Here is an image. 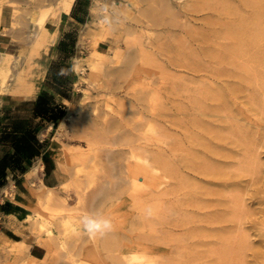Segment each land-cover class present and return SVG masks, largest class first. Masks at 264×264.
<instances>
[{
    "label": "rangeland",
    "instance_id": "374dc122",
    "mask_svg": "<svg viewBox=\"0 0 264 264\" xmlns=\"http://www.w3.org/2000/svg\"><path fill=\"white\" fill-rule=\"evenodd\" d=\"M167 1L169 2V0L88 1L86 20L80 28L81 35L86 28V35L84 42L81 41L82 51L76 58V60L80 59L82 70L81 72L76 71V97L67 104V112L70 109L74 118L83 115L93 118L101 117L109 102L115 105L130 123L136 124L138 128L136 132L142 137L141 140L144 143L155 145L165 154H169L172 146L171 138L174 137L173 142L177 158H179L184 150L191 146L190 135L200 132V128L198 129V126L196 127L191 122V119L199 115V106L196 105L193 97L199 91L200 84L209 83L213 88L214 86L224 87L223 89L225 92L227 90L228 94L225 104L220 108L207 111V115L205 113L202 119L213 120L215 123L223 122L224 126L222 125L220 135L225 138L219 146L222 144L225 155L222 157L224 168L229 172H235L239 176L240 184L228 185L219 193L229 199L232 193L238 192L244 199L246 206L245 211L242 212L241 227L247 230L252 244L261 248L260 254L254 253L253 248L248 249L247 260L248 264H257L264 261V234L262 232L264 227V109L256 100L252 102L247 97L250 89L242 88L238 96L229 92V88L226 87L235 81L230 72L234 68L232 69L228 53L224 58L218 57L219 53H223L222 48L233 42L229 28L234 21L231 9L239 3L238 6L243 13V3L240 0H206L207 5L197 7V10L200 8L197 11L192 5L187 7L185 5L182 8L183 0H170V2L173 1L172 3H177L175 7L172 6L174 9L172 10L177 12L176 22L170 26L169 21L172 15L164 8ZM42 4L41 0H0V12L8 13L11 20L9 34L6 36L0 33V38L7 39L10 44L7 47L5 44L0 45V51L19 54L25 38L28 39L29 35L34 33L36 23L45 22L49 18L48 9ZM3 28L5 27L0 21V31ZM101 32L107 36L106 40H100L105 42L104 51L108 52L111 47H117L125 52L126 56L133 57L134 63L126 76L106 77L99 72L92 71L89 56L94 47L93 41ZM136 41L143 42L150 56H143L139 52L138 47L135 46ZM49 51L46 55V69L50 60ZM186 52L191 54L194 52L198 64L189 62L186 59L189 53ZM159 65L163 66L160 68ZM216 69L218 72L226 70V75L217 73ZM155 94L156 96H153ZM86 95L89 96L85 97ZM33 97L35 96L22 92H2L0 93V105L3 99ZM119 99H122V103L118 104ZM1 120L2 117L0 127L3 125ZM234 121L246 127L252 135L254 144L252 143L250 148L257 156L258 162V167L252 171L244 167L246 154L243 151V143L238 142V135L232 126ZM160 130L162 134L158 139L155 136ZM164 131L166 135L163 134ZM209 135L206 136L209 137ZM209 138L212 136L210 135ZM214 141H217L216 138ZM232 141L234 145L231 144ZM51 143L52 153L56 160V175L60 155L66 153L72 158V164L77 165L80 164L78 163L80 152L87 150L85 138L67 134L57 135V129ZM85 164L88 167L87 170L92 171L84 183L87 192L82 198L75 195L73 188L67 190L57 175L58 184L53 186L59 188L61 197L65 199V205L58 202L52 205L40 203L32 194L29 185L25 183L32 201L28 204L22 203L27 212L21 222L22 228L27 231L32 240L37 242L39 238L47 235L46 227H49L56 235L57 241L60 242L59 255L56 254L55 259L48 261L47 264H122L124 260L120 258V255L123 252L132 251L145 255L144 259L148 260L144 264H218L215 248L219 241H213L216 238L203 235L201 232L191 233L185 238V245H182L177 241V237L179 239L183 233L185 234L184 229L181 227L170 231L168 229L170 223L164 221L163 224L162 221L161 224L159 218H156L159 217V212L140 211L129 192L113 195L104 201H92L90 190H93L96 185L98 175L103 171V165L99 160ZM156 172L163 173L160 169ZM186 172L187 177L193 181H197L198 177H204L203 174L195 175L190 169H186ZM139 180L143 182L145 178ZM209 186L214 187L213 184ZM12 191L13 188H8L6 193L9 194ZM212 197L216 198L219 195L214 194ZM36 208L43 210L47 216L37 213ZM193 209H195L193 206L188 207L190 213ZM208 210L207 208L199 210L200 216L188 225H206L211 222L206 219L209 217L206 214ZM188 215L191 218L190 214L177 215L176 222L182 223ZM85 217L106 219L110 222L111 228L94 234L90 233L84 227ZM226 224L230 225L232 222ZM240 228L235 226L234 230H240ZM190 235L194 237L189 238ZM105 238L111 239V245L108 248L103 245ZM147 239L152 240L147 241ZM167 239L170 240L167 241ZM23 241L30 245L26 239ZM140 242L143 245L140 246ZM174 246L184 248L176 250ZM1 247L0 243V264H42L31 262L27 256V249L12 250L10 246L11 250L6 251ZM46 249L47 256L48 248ZM173 250H175L174 253ZM17 254L18 257H16Z\"/></svg>",
    "mask_w": 264,
    "mask_h": 264
},
{
    "label": "bare ground",
    "instance_id": "6f19581e",
    "mask_svg": "<svg viewBox=\"0 0 264 264\" xmlns=\"http://www.w3.org/2000/svg\"><path fill=\"white\" fill-rule=\"evenodd\" d=\"M41 1L43 2L42 6L48 9L49 18L45 22L36 23L34 33L30 34L28 39L22 40L23 44L19 54L0 51V93L22 92L33 96L39 93V81L46 70V55L59 34L56 25L64 15L70 13L75 0ZM183 1L182 8L185 5L186 7L192 5L196 7V9H193L197 10V7H205L207 5L206 0ZM240 1L243 3V13H241L242 9L238 6L239 3H236L231 9L234 21L229 28L233 42L231 41L232 44L229 46H224L223 50L221 49L223 53H219L218 57L224 58L226 53H228L230 63L233 66L232 69L234 68L230 72L234 76L235 81L226 87L229 88V92L238 96L242 92V88L250 89V94L247 97L252 102L256 100L264 109V0ZM172 2L169 0L164 6L172 15L169 21L170 26L175 24L177 16V12L173 11L172 7H175L177 3ZM0 21L4 23L5 27L0 33L2 32L3 35L7 36L11 27L10 15L0 12ZM85 35L86 28L81 35V41L83 42ZM106 37V34L101 32L93 41L94 47L89 56L92 71L99 72L106 77L114 75L126 76L134 63L133 57L130 55L126 56V53L117 47H111L108 52L99 51L96 45L100 40H106ZM135 46L138 47L139 52L143 56L149 55L143 42L136 41ZM193 53H189L186 59L189 62L192 61L191 63L193 64H198ZM75 70L78 72L82 70L80 59L76 60ZM216 71L226 75V70L218 72L216 69ZM210 85L212 86L209 83H201L199 91L194 94L195 103L199 106V115L190 121L196 127L198 126V129L200 128V132L190 135L192 138L191 146L184 150L183 155L179 158H177L173 142L174 137L171 138L172 146L169 154H165V152L156 148L155 145L144 143L141 140L142 137L136 132L138 129L136 124L130 123L126 116L109 102L106 104L105 112L102 116L100 115L101 117L93 118L83 115L74 118L69 109L58 125L57 135L67 134L83 137L86 139L87 150L80 152L81 156L78 157V160H80L78 163L80 164L77 165L72 164V158L66 153L60 155L57 162V175L62 180L61 184L63 183L67 190L73 188L75 195L82 198L87 192L84 183L88 180V174L92 171L91 169L87 170L88 167L85 163H94L99 160L103 165V171L98 175V180L93 190H90L92 201H104L113 195L129 192V195L138 204L140 211L151 210L159 212V217L156 218H159L160 223L162 221L163 224L165 223L164 221L170 223V228H168L170 231L182 227L185 234L183 233V236H180L179 239L177 237V241L181 242L182 245H185V238L189 234L201 232L203 235L216 238L213 240L214 242L219 241L215 248L218 264H248V249L253 248L254 253L260 254L261 248L252 244L253 242L250 239V235L246 232L247 230L245 231V227H241L242 212L245 211L244 208L246 206L241 195L238 192L232 193L228 199L219 193L220 190L228 185H239L240 179L235 172H229L224 168L225 164L222 157L225 155L221 147L222 144L219 146L225 138L220 135L223 129V122L216 120L218 122L215 123L213 120L204 118L205 121L202 119L205 113L207 115V111L224 105L228 95L226 93L227 90L225 92V89H223L224 87L214 86L213 88ZM244 85L245 87H243ZM154 93L157 94L156 91ZM156 94L153 96H156ZM88 96L86 95L85 97ZM117 103H122V99H119ZM232 126L238 135L237 139L239 141H237L239 143L242 142L244 146V150L240 149L245 151L246 154L244 167L252 171L255 167H258L257 156L250 148L254 144L252 135L238 121H234ZM161 134L162 131L160 130L155 137L159 139ZM163 134L166 135L165 131ZM208 134L212 138H209L210 135L209 137L206 136ZM215 138L217 141H214ZM231 144L234 145V141ZM42 169L43 164L40 161L26 172L25 183L29 185L32 194L40 203L52 205L58 202L65 205V199L61 197L59 188L47 185L42 181ZM159 169L163 173H157L156 170ZM186 169L194 171L195 175L203 174L204 177H198L197 181H193L187 177ZM141 178H145V180L141 182L139 180ZM209 184H213L214 187L209 186ZM8 188V186L4 187L3 191L7 192ZM214 194L219 195V197L213 198ZM189 206L195 208L192 213H190V209L188 210ZM205 208L209 209L206 213L209 217L206 219L211 222L206 225L189 226V223L200 216L199 210ZM36 212L44 214L40 208H36ZM181 213L190 214L191 218L188 215L186 220H182V223L176 222V216ZM44 215L47 216V213ZM148 220L150 219L148 218ZM228 222H232V224H226ZM235 226L238 229L241 227L244 231L241 228L240 230L242 231L234 230ZM46 230L47 235L39 238L37 243L48 248V255L43 259H33L40 261L42 264H47L48 261L54 260L60 251V242L57 241L56 235L53 234L49 227H46ZM262 232L264 234V227ZM167 233L169 234V232ZM191 237L194 236L190 235L189 238ZM154 238L156 239V236ZM110 242V238H105L103 245L108 248L111 245ZM9 243L12 250L16 248L28 250L30 246L24 241L10 240ZM139 245L141 246L143 243L140 242ZM180 247L175 248L178 250ZM174 252L175 250H173ZM144 257V254H139L135 251L123 252L120 255V258L124 260L122 264H144L148 260L144 259ZM257 264H264V261Z\"/></svg>",
    "mask_w": 264,
    "mask_h": 264
},
{
    "label": "crops",
    "instance_id": "0c3cea01",
    "mask_svg": "<svg viewBox=\"0 0 264 264\" xmlns=\"http://www.w3.org/2000/svg\"><path fill=\"white\" fill-rule=\"evenodd\" d=\"M88 1L75 0L70 13L64 15L56 25L59 34L50 48V60L41 79L39 93L33 98L3 99L0 105L2 109L0 118L2 117L3 124L0 127L1 248L8 251L11 246L10 240L26 239L30 244L26 251L27 256L33 263L40 262L33 259H43L47 249L44 245L32 240L21 226V222L27 215L22 203L28 204L32 201L25 184L26 172L35 163L41 161L43 181L51 186L58 184L51 140L60 121L67 113V104L76 97L77 72L74 65L83 48L80 28L86 20ZM1 25L4 26L2 21ZM2 44L7 47L10 42L0 38V45ZM97 49L106 52L103 50L105 42L100 41ZM57 119L59 120L56 123ZM30 136L34 140H31ZM29 143L34 149L31 153L26 148ZM7 186L10 189L13 188L9 194L3 191V188ZM12 235L18 239L13 238ZM18 256L17 254L16 257Z\"/></svg>",
    "mask_w": 264,
    "mask_h": 264
},
{
    "label": "clouds",
    "instance_id": "9594fccd",
    "mask_svg": "<svg viewBox=\"0 0 264 264\" xmlns=\"http://www.w3.org/2000/svg\"><path fill=\"white\" fill-rule=\"evenodd\" d=\"M83 223L86 230L93 234L111 228L110 222L106 219L85 217Z\"/></svg>",
    "mask_w": 264,
    "mask_h": 264
},
{
    "label": "trees",
    "instance_id": "16d2710c",
    "mask_svg": "<svg viewBox=\"0 0 264 264\" xmlns=\"http://www.w3.org/2000/svg\"><path fill=\"white\" fill-rule=\"evenodd\" d=\"M58 120L59 119H57V121H55V122L57 123ZM30 139L34 140V138L32 136H30ZM26 148H27L28 152H30V153L34 150L31 143H29ZM12 237L15 238V239H18V237H16L15 235H12Z\"/></svg>",
    "mask_w": 264,
    "mask_h": 264
}]
</instances>
